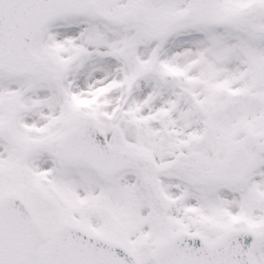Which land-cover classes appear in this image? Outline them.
I'll use <instances>...</instances> for the list:
<instances>
[{
  "label": "snow or ice",
  "instance_id": "snow-or-ice-1",
  "mask_svg": "<svg viewBox=\"0 0 264 264\" xmlns=\"http://www.w3.org/2000/svg\"><path fill=\"white\" fill-rule=\"evenodd\" d=\"M0 264H264V0H0Z\"/></svg>",
  "mask_w": 264,
  "mask_h": 264
}]
</instances>
